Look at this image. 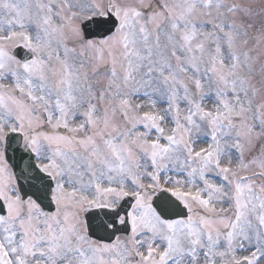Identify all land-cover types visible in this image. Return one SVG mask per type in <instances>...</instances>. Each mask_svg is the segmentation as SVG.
<instances>
[{"label":"snow or ice","instance_id":"obj_1","mask_svg":"<svg viewBox=\"0 0 264 264\" xmlns=\"http://www.w3.org/2000/svg\"><path fill=\"white\" fill-rule=\"evenodd\" d=\"M0 264H264V0H0Z\"/></svg>","mask_w":264,"mask_h":264}]
</instances>
